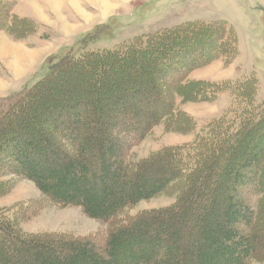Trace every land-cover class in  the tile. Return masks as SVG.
I'll return each instance as SVG.
<instances>
[{"label":"trees","instance_id":"obj_1","mask_svg":"<svg viewBox=\"0 0 264 264\" xmlns=\"http://www.w3.org/2000/svg\"><path fill=\"white\" fill-rule=\"evenodd\" d=\"M15 1L0 0V30L19 41L39 24L14 13ZM85 45L81 41L57 62L50 58L33 85L0 97V193L8 175L31 180L57 205L78 206L89 218L110 223L108 233L101 248L90 237L29 233L1 208L0 264H249L258 238L238 226H256L258 217L264 222L259 80L254 73L223 80L191 76L220 58L225 65L234 61L236 30L225 20H194L113 48ZM84 77L89 81L83 87ZM90 90L95 102L85 97ZM223 91L231 94L232 107L206 122L190 142L140 159L129 153L159 125L166 132H191L196 120L181 103L214 102ZM102 111L115 115L98 124L92 139L90 124L87 133L82 124ZM248 182L259 200L254 208L239 201L235 189ZM174 187L173 203L118 221L124 210ZM206 190L213 197L199 218L198 249L188 250L183 232L193 202Z\"/></svg>","mask_w":264,"mask_h":264},{"label":"rangeland","instance_id":"obj_2","mask_svg":"<svg viewBox=\"0 0 264 264\" xmlns=\"http://www.w3.org/2000/svg\"><path fill=\"white\" fill-rule=\"evenodd\" d=\"M12 10L19 16L35 19L39 28L37 32L19 41L0 30V58L4 60V63L0 61V97L33 85L46 73L48 67L43 66L49 65L50 58V63L59 61L64 52L76 48L81 41L85 42L88 50L113 48L138 35L187 21L225 20L238 34L237 57L229 65H225L220 58L208 66L194 70L191 76L223 80L254 73L259 80L256 103L264 106V0H16ZM4 42L8 48H3ZM32 50L39 53H26ZM85 78L81 85L83 87L89 81ZM70 79L71 76H65L66 81L69 82ZM78 92L80 96L83 95ZM90 93L91 90L85 95L86 99L91 98V102H95V94ZM232 105L233 98L227 91H223L214 102L181 103L182 109L196 120L197 127L194 130L187 133L166 132L163 125H159L140 142L130 146L129 153L140 159L163 146L188 143L206 122L220 116ZM109 115L114 117L115 114L104 111L101 115L97 113L96 119L93 118L90 123V119L87 120L90 116L87 111L86 122L81 129L86 128L87 133L90 124L93 132L89 135L92 137L98 124L104 119L106 121ZM95 149L94 145V151L88 155L91 164L97 160ZM4 179H8V183L7 188L0 193V209L5 208L24 231L63 233L73 238L90 237L102 247V239L108 233L110 223L89 218L78 206L57 205L44 196L31 180L13 175ZM252 187L253 184L248 182L247 185L235 189L238 200L254 208L259 200ZM177 193L174 187L150 200L141 201L138 205L124 210L118 221H124L143 210L169 205L176 200ZM211 197L213 193L208 194L206 190L200 199L193 202L187 219L188 229L186 228L182 237L188 250L198 249L201 230L199 225L202 222L199 218L203 214L204 206L209 205ZM256 224L248 227L241 223L238 229L241 233L252 234L258 238L256 257L249 264H264V222L258 217Z\"/></svg>","mask_w":264,"mask_h":264},{"label":"crops","instance_id":"obj_3","mask_svg":"<svg viewBox=\"0 0 264 264\" xmlns=\"http://www.w3.org/2000/svg\"><path fill=\"white\" fill-rule=\"evenodd\" d=\"M7 42V41H6ZM6 42H4L2 45H3V48H8L9 46L7 45V43ZM8 44H9V42H8ZM11 44V43H10ZM11 46V45H10ZM34 52H38L39 53V51H34V50H32V51H27L26 53L27 54H36V53H34ZM36 56V55H35ZM0 61H2L3 63H4V60L3 59H1L0 58ZM6 67H8V66H6ZM10 70V69H9ZM12 73V72H11Z\"/></svg>","mask_w":264,"mask_h":264}]
</instances>
